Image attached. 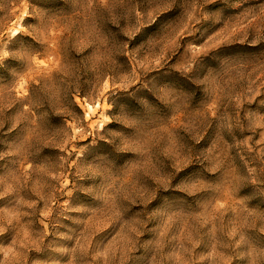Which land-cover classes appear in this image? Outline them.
Segmentation results:
<instances>
[{"label":"rangeland","instance_id":"374dc122","mask_svg":"<svg viewBox=\"0 0 264 264\" xmlns=\"http://www.w3.org/2000/svg\"><path fill=\"white\" fill-rule=\"evenodd\" d=\"M0 264H264V0H0Z\"/></svg>","mask_w":264,"mask_h":264}]
</instances>
